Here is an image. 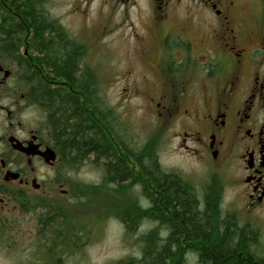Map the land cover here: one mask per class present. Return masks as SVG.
I'll list each match as a JSON object with an SVG mask.
<instances>
[{
    "label": "flooded vegetation",
    "instance_id": "af4514ba",
    "mask_svg": "<svg viewBox=\"0 0 264 264\" xmlns=\"http://www.w3.org/2000/svg\"><path fill=\"white\" fill-rule=\"evenodd\" d=\"M84 2L85 13L103 15V34L126 26L141 57L154 59L153 128L179 139L186 155L201 165V175L191 182L165 167L158 142L149 140L161 172L190 183L180 185L179 196L196 202L198 213L180 205L177 215L174 191L166 198L156 185L145 192L133 184L149 216L146 228L143 223L125 232L179 239L183 258L176 264H198L196 254L207 248L203 232L213 236L221 218L232 223V233L234 217L253 231L264 252V0ZM42 9L41 0H0V216L11 207L27 212V204L35 209L50 204L54 168L62 161L54 130L33 95L41 90L28 81L34 47L42 43L28 14ZM133 165L127 168L137 174V159ZM208 225L211 230L203 231Z\"/></svg>",
    "mask_w": 264,
    "mask_h": 264
},
{
    "label": "rangeland",
    "instance_id": "374dc122",
    "mask_svg": "<svg viewBox=\"0 0 264 264\" xmlns=\"http://www.w3.org/2000/svg\"><path fill=\"white\" fill-rule=\"evenodd\" d=\"M84 1L41 0V7L50 20H57L71 39L84 46V64L96 73L100 96L117 119L120 134L112 133V140L117 147L124 140L129 150H136L154 139L164 166L195 183L201 165L186 155L179 139H170L163 127L153 128L150 97L158 92L156 62L141 57L126 26L103 30V34V15L99 10L85 13ZM94 6L101 5L95 1ZM126 146L120 150L133 165ZM69 159L54 168V190L47 198L58 214L56 224H64L62 239L56 238V232L52 234V227L46 231L39 224L36 215L42 207L29 208L33 212H14L11 207L10 213L0 216V264H137L141 260V239L128 235L122 221L136 199L142 205L140 194L126 182V187L115 188L105 181L103 168L91 161L73 166Z\"/></svg>",
    "mask_w": 264,
    "mask_h": 264
},
{
    "label": "trees",
    "instance_id": "16d2710c",
    "mask_svg": "<svg viewBox=\"0 0 264 264\" xmlns=\"http://www.w3.org/2000/svg\"><path fill=\"white\" fill-rule=\"evenodd\" d=\"M28 15L37 23V37L42 39V43L34 47L39 57L34 59V74L30 75L28 81L33 90H41V93L33 91V95L54 130V143L61 159L70 158L73 166H78L82 161H91L103 168L105 181H109L115 188L126 187L123 184L125 180L129 181L128 186L140 184L145 192L156 185L166 198L174 193L173 203L176 204L171 205L175 214H179L180 205L189 214L191 211L198 213L196 202H190L188 197L182 201V195L179 196V192H182L180 185L189 186L190 183L179 175H165L161 172L157 157L150 149L151 141L136 150H129L122 140L124 145H121L127 147L125 149L137 159L140 167L137 174L129 171L127 155L119 154L120 148L111 138L112 133L114 136L119 133L117 119L100 96L96 73L84 64V46L71 39L57 20H50L43 12L42 15ZM41 205L42 213L36 215L39 224L46 226V231H49L48 226L52 227V234L56 232V238L61 240L64 224L62 227L56 224L58 214L48 202ZM28 208L27 204V210L30 211ZM124 214L126 218L123 217L122 221L128 230L140 226L149 216L145 207L136 203ZM232 219V233L228 232L232 223L221 218L213 236L203 232L207 248L201 250L199 255L196 254L198 264H264V252L256 245L253 231L239 225L234 217ZM141 220L144 221L141 223ZM202 230H211V226H203ZM133 234L128 233L131 236ZM134 236L141 239L142 258L137 264H168L169 261L176 264L183 258L179 239H163L156 232H139ZM51 241L54 244V236Z\"/></svg>",
    "mask_w": 264,
    "mask_h": 264
},
{
    "label": "water",
    "instance_id": "95a60500",
    "mask_svg": "<svg viewBox=\"0 0 264 264\" xmlns=\"http://www.w3.org/2000/svg\"><path fill=\"white\" fill-rule=\"evenodd\" d=\"M54 160H55V156H54Z\"/></svg>",
    "mask_w": 264,
    "mask_h": 264
}]
</instances>
